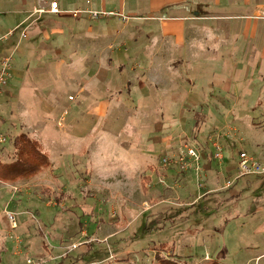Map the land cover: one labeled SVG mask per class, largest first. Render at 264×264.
<instances>
[{
    "label": "rangeland",
    "instance_id": "1",
    "mask_svg": "<svg viewBox=\"0 0 264 264\" xmlns=\"http://www.w3.org/2000/svg\"><path fill=\"white\" fill-rule=\"evenodd\" d=\"M173 1L0 0V160L26 133L50 162L0 182V264H156L162 245L179 262L264 264V173L238 178L241 152L264 167V0L148 12ZM209 7L219 18L188 21L182 45L163 36V19ZM110 43L127 51L106 76ZM187 147L201 161L184 170Z\"/></svg>",
    "mask_w": 264,
    "mask_h": 264
},
{
    "label": "built area",
    "instance_id": "2",
    "mask_svg": "<svg viewBox=\"0 0 264 264\" xmlns=\"http://www.w3.org/2000/svg\"><path fill=\"white\" fill-rule=\"evenodd\" d=\"M45 13H50V14H55L58 15L60 13L59 10V4L54 1L51 3V7L49 11L46 10H40L38 11V14L43 15ZM83 14H87L90 19H101V18H109L112 16L119 17L122 19V21L127 22L129 20L128 17L123 16L119 13H114V12H109V13H92V12H87V13H82V12H75L73 15L75 17H79ZM11 58H6L2 61L1 63V68H0V94L2 93V89L4 86L8 84L9 79L11 78ZM72 99V98H71ZM0 142H2V138L0 139ZM213 154L216 162L218 163H223L224 162V149L220 143V138L218 137L216 140L213 139ZM212 154V155H213ZM179 160V159H178ZM177 160V162H178ZM188 160H191L193 163L201 161L200 153H198V150L187 147L185 150V155L181 157L179 162L182 165V168L184 170H187L190 165L188 164ZM168 159H163V164H167ZM180 165V164H177ZM184 165V166H183ZM192 165V164H191ZM239 171L240 175L238 178L244 177V176H249V175H258V174H263L264 173V167H262L258 161L255 159L251 158L246 152H241L239 156ZM178 167V166H177ZM200 167V165H199ZM201 168V167H200ZM200 168H197L200 169ZM232 183L227 182V187H230ZM29 264L31 262L29 261Z\"/></svg>",
    "mask_w": 264,
    "mask_h": 264
},
{
    "label": "trees",
    "instance_id": "3",
    "mask_svg": "<svg viewBox=\"0 0 264 264\" xmlns=\"http://www.w3.org/2000/svg\"><path fill=\"white\" fill-rule=\"evenodd\" d=\"M18 140H23V145L19 148L13 164H7L0 160V180L2 182H13V180L31 179L34 175L42 172L50 165L48 155L43 151L41 144L32 140L26 134L18 136ZM157 251L156 264H197L187 261L179 262L167 258L162 247ZM198 264H221L219 261H206Z\"/></svg>",
    "mask_w": 264,
    "mask_h": 264
},
{
    "label": "crops",
    "instance_id": "4",
    "mask_svg": "<svg viewBox=\"0 0 264 264\" xmlns=\"http://www.w3.org/2000/svg\"><path fill=\"white\" fill-rule=\"evenodd\" d=\"M152 1H153V3H155L154 2L155 0H152ZM189 2H191V1H189ZM187 3H188V1H186V0H181L179 2L178 1H173V2H170V4H166L164 2H161L160 5L153 4V6L149 9L148 12H152V13L157 12V13H159V11L168 10V9H171V8H173L172 9L173 11H175V10L183 11V10L187 9V8L184 9L185 4H187ZM46 11H49V9L46 10ZM214 12H216V11L213 10L212 7H209V14H207L205 17H201V14H198L196 17H193V15L190 14V13L185 14V16H180L179 14H175V15H172L170 17H167L166 19H163L161 21L162 34H163V36L165 38H168V37L174 38L176 40L177 44H181L182 45L185 42V38H186L187 22L188 21H192V20L194 21V20H196V18H198L197 20H200V18L201 19L204 18V19H207V20H213V19L219 18L215 14H213ZM140 13L141 12H138V14H140ZM44 15H55V14L45 13V14H43V16ZM90 30L93 32L92 29H90ZM116 36L117 37H119V36L121 37L122 36V32L118 31L116 33ZM114 41H116V38H115ZM125 43L123 45H125ZM109 45L110 46H108V49L110 50L111 53L108 55V57H106L107 58L106 60L102 61L103 62L102 66H104V64L106 65V70H107V72H105V74H107L106 76H108V74L112 71V68L115 65L114 59H117V58H115L117 56V54H123V52L127 51V49H124V46H116L113 43H110ZM121 59H122V57H120V60ZM117 65H119V64H117ZM143 87H145V85ZM7 94L10 97H12V94L10 92L7 91ZM106 108H107L106 106L101 105V107L98 108L97 112L101 116H104L105 113H106ZM23 134H26V133H23ZM26 135L29 136L28 134H26ZM30 139H32V138H30ZM32 140H35V139H32ZM0 182H2V181H0Z\"/></svg>",
    "mask_w": 264,
    "mask_h": 264
},
{
    "label": "water",
    "instance_id": "5",
    "mask_svg": "<svg viewBox=\"0 0 264 264\" xmlns=\"http://www.w3.org/2000/svg\"><path fill=\"white\" fill-rule=\"evenodd\" d=\"M255 17L264 18V6H258L255 9Z\"/></svg>",
    "mask_w": 264,
    "mask_h": 264
}]
</instances>
